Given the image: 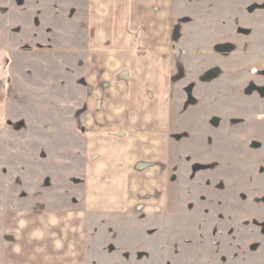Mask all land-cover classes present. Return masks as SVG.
Wrapping results in <instances>:
<instances>
[{
    "label": "rangeland",
    "instance_id": "rangeland-1",
    "mask_svg": "<svg viewBox=\"0 0 264 264\" xmlns=\"http://www.w3.org/2000/svg\"><path fill=\"white\" fill-rule=\"evenodd\" d=\"M80 1L0 0V47L11 56L0 264L14 213L71 206ZM175 9L169 212L158 223L98 224L87 260L264 264V0H175Z\"/></svg>",
    "mask_w": 264,
    "mask_h": 264
},
{
    "label": "crops",
    "instance_id": "crops-1",
    "mask_svg": "<svg viewBox=\"0 0 264 264\" xmlns=\"http://www.w3.org/2000/svg\"><path fill=\"white\" fill-rule=\"evenodd\" d=\"M78 5L85 29L72 39L81 74L71 206L14 213L7 264H94L87 257L95 254L98 224L158 223L170 209L175 0ZM9 54L0 47V130L9 113Z\"/></svg>",
    "mask_w": 264,
    "mask_h": 264
}]
</instances>
